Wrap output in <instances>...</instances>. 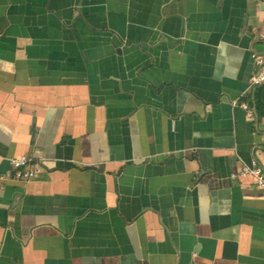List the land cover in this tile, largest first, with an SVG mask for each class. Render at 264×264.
I'll return each instance as SVG.
<instances>
[{
    "label": "crops",
    "instance_id": "crops-1",
    "mask_svg": "<svg viewBox=\"0 0 264 264\" xmlns=\"http://www.w3.org/2000/svg\"><path fill=\"white\" fill-rule=\"evenodd\" d=\"M253 52L264 0H0V264H264Z\"/></svg>",
    "mask_w": 264,
    "mask_h": 264
},
{
    "label": "built area",
    "instance_id": "built-area-1",
    "mask_svg": "<svg viewBox=\"0 0 264 264\" xmlns=\"http://www.w3.org/2000/svg\"><path fill=\"white\" fill-rule=\"evenodd\" d=\"M251 60L253 69L248 84L249 87H258L264 84V55L252 53ZM242 108L247 110L248 106L242 104ZM247 116L251 118L250 113ZM8 162L10 170L0 173V181L27 182L34 179L38 172L37 164L29 157L17 156L10 158ZM230 178H249L253 185L264 195V170L255 160H252L250 164L243 165L237 172L231 173Z\"/></svg>",
    "mask_w": 264,
    "mask_h": 264
},
{
    "label": "trees",
    "instance_id": "trees-1",
    "mask_svg": "<svg viewBox=\"0 0 264 264\" xmlns=\"http://www.w3.org/2000/svg\"><path fill=\"white\" fill-rule=\"evenodd\" d=\"M263 104H261V103H259V100L257 99V97L255 98V107H256V110H258V108L260 107V106H262ZM260 114H262L261 112H260Z\"/></svg>",
    "mask_w": 264,
    "mask_h": 264
},
{
    "label": "water",
    "instance_id": "water-1",
    "mask_svg": "<svg viewBox=\"0 0 264 264\" xmlns=\"http://www.w3.org/2000/svg\"><path fill=\"white\" fill-rule=\"evenodd\" d=\"M254 53V52H253ZM264 55V54H263Z\"/></svg>",
    "mask_w": 264,
    "mask_h": 264
}]
</instances>
